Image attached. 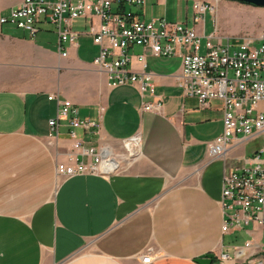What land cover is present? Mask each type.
<instances>
[{
	"label": "crops",
	"instance_id": "obj_1",
	"mask_svg": "<svg viewBox=\"0 0 264 264\" xmlns=\"http://www.w3.org/2000/svg\"><path fill=\"white\" fill-rule=\"evenodd\" d=\"M22 2L1 9L0 17ZM185 4L170 8V0H147L135 11L145 21L165 18L204 37L214 34L207 33L208 11L194 21L208 3ZM100 24L97 17L74 21L78 43L66 58L51 25L34 39L23 31L5 33L0 25V264H143L148 249L151 264H198L207 254L232 255L248 241L264 253V227L242 223L224 234L221 205L232 157L250 155L263 139L211 160L207 144L223 132L224 103L201 108L177 86L180 57L134 47L133 69L142 71L136 58L145 55L164 103L161 114L143 111L137 87H110L94 64L99 47L89 30ZM40 34H49L53 49L38 42ZM52 95L71 101L80 120L98 125L76 129V139L110 150L118 163L113 175L59 177L58 164L77 152L68 119L60 121L58 134L51 131L58 110ZM136 135L139 152L129 158L122 143Z\"/></svg>",
	"mask_w": 264,
	"mask_h": 264
},
{
	"label": "built area",
	"instance_id": "obj_2",
	"mask_svg": "<svg viewBox=\"0 0 264 264\" xmlns=\"http://www.w3.org/2000/svg\"><path fill=\"white\" fill-rule=\"evenodd\" d=\"M147 0H23L0 17V25H12L34 39L51 25L58 37V50L62 57L77 45L78 33L72 23L79 19L97 17L98 30L91 28L89 35L99 47L94 64L107 74L112 88L137 87L145 112L161 114L163 100L156 94L154 75L146 71L145 55L138 56L142 71L133 69L129 50L141 47L155 57L182 59V73L177 86L185 94L195 97L201 108L211 102L224 103L223 132L207 144L211 160H225L232 151L246 143L263 139V144L250 155L233 156V164L224 175L222 201L224 214L223 233L244 224L264 227V32L257 39L223 40L216 31L209 37L184 23L170 22L165 18L145 21L135 10L145 7ZM218 3L220 0H212ZM215 14L213 4L203 6L194 21L203 20L205 11ZM206 40V54H202V41ZM259 42V45L256 43ZM56 101V118L49 126L58 134L61 120H69L71 138L75 140L77 155L68 163L58 164L59 177L82 175L111 176L118 163L107 148L98 149L76 139V129L91 131L98 125L78 118L79 111L66 99L52 95ZM140 136L123 141L122 148L129 158H136ZM135 143V144H134ZM133 146L130 151L129 145ZM78 154L82 160L78 159ZM117 163V166L115 164ZM152 249L142 255L143 264H151ZM218 264H264L260 245L248 241L235 247L232 255L222 254Z\"/></svg>",
	"mask_w": 264,
	"mask_h": 264
},
{
	"label": "rangeland",
	"instance_id": "obj_3",
	"mask_svg": "<svg viewBox=\"0 0 264 264\" xmlns=\"http://www.w3.org/2000/svg\"><path fill=\"white\" fill-rule=\"evenodd\" d=\"M16 1L17 0H0V10L14 4ZM177 1L179 0H170V8L173 4L177 3ZM202 1L213 4L215 7L214 15H212L210 10L205 15L208 34L215 30L217 35L223 40L234 39L235 41H242L243 39H257L264 32V8H256L225 0H220L218 3H214L212 0ZM181 2L184 8L186 6L185 0H181ZM191 5L192 3H188L189 9H191ZM7 13L6 10H3L1 14L5 15ZM4 31L14 36L22 35L21 30L12 25H5ZM46 35L49 34H40L38 36V42L43 44L47 49H53ZM205 43L206 40L203 39L202 54H206ZM259 44V42L256 43V45Z\"/></svg>",
	"mask_w": 264,
	"mask_h": 264
},
{
	"label": "water",
	"instance_id": "obj_4",
	"mask_svg": "<svg viewBox=\"0 0 264 264\" xmlns=\"http://www.w3.org/2000/svg\"><path fill=\"white\" fill-rule=\"evenodd\" d=\"M231 2H237L243 5L252 6L256 8H264V0H225ZM198 264H214L217 259L213 254H207L200 257L197 261Z\"/></svg>",
	"mask_w": 264,
	"mask_h": 264
},
{
	"label": "bare ground",
	"instance_id": "obj_5",
	"mask_svg": "<svg viewBox=\"0 0 264 264\" xmlns=\"http://www.w3.org/2000/svg\"><path fill=\"white\" fill-rule=\"evenodd\" d=\"M135 144V143H134ZM134 144H132V145H129V149H130V151H132L133 150V146H134ZM115 166H117V163L115 164Z\"/></svg>",
	"mask_w": 264,
	"mask_h": 264
}]
</instances>
